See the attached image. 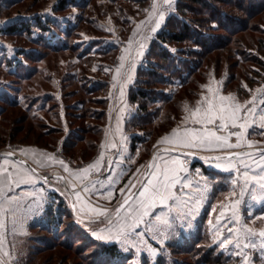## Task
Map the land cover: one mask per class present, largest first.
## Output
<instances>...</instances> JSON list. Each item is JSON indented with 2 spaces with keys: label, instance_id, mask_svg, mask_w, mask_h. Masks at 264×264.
<instances>
[{
  "label": "rangeland",
  "instance_id": "1",
  "mask_svg": "<svg viewBox=\"0 0 264 264\" xmlns=\"http://www.w3.org/2000/svg\"><path fill=\"white\" fill-rule=\"evenodd\" d=\"M69 3L74 7H69ZM152 3L153 0H0V45H11L19 50L14 53L16 59L13 60L12 53L0 46V88L3 89L0 91V151L27 152L32 157L33 153L37 157L46 154L47 158L54 156L77 168L86 167L107 124V97L112 94L118 100L123 99L126 86L134 84L140 67L148 64L149 59L166 63L164 52L155 44V39L165 28H178L186 17L191 26L210 36L218 48L204 52V48L189 40L165 44L168 49L178 51L172 52L175 56L172 68L160 72L165 80L153 85L174 98L160 104L156 118L139 129L145 136V142L140 146L143 166L150 161L151 150L166 143L160 142L162 137L172 129L184 126L186 109L195 107L202 96L211 97L204 85L218 89L223 95L233 93L241 101L259 95L256 90L264 87V0H209L211 8L218 9V18L214 15L211 18V9L201 11L200 6H190L193 9L186 10L188 14L184 18L178 10L179 0H175V11L166 13L157 34L147 30L149 22L145 9ZM49 9H53V14L48 13ZM70 16L74 18L58 19ZM13 17L16 19L12 23L4 25L5 20ZM37 20L45 23L47 29L38 27ZM141 21L146 23L137 28ZM21 22L31 24V30L7 31L9 25ZM137 32L141 35H136ZM140 43L145 45L143 57H137ZM121 63L124 65L121 72H130L131 80L126 76L116 77V69ZM184 65L193 71H190L191 80L180 85L188 76ZM142 78L152 79L145 72H142ZM156 107L158 104L152 109ZM99 113L104 114L102 118H96ZM249 138L264 142V136L259 134ZM258 146H264V143L253 147ZM243 150L247 148L232 151ZM194 151L216 154L199 149ZM192 159L202 163L206 176L218 173L212 180L215 187L207 193V202L193 227L168 245L163 264H177L176 261L194 264L202 253L196 256L194 252L182 250L192 240L194 249L214 247V255H218L223 264H237L238 257L230 254L235 249L221 250L212 239L213 225L217 223L221 207L224 206L221 224L231 216L233 197L229 192L233 186L229 173L210 168L199 156ZM62 168L42 169L41 173L49 175L52 183L65 191L64 181L55 179L62 175L71 182ZM55 170L61 175L53 176ZM143 171L141 167L137 176L128 175L121 187L129 182V178L143 179ZM232 177H235L234 172ZM64 197L72 209L70 195L65 193ZM260 210L261 206L257 204L253 212L258 215ZM237 211L240 221L236 227L245 222L257 230L264 227V218L250 219L245 207ZM67 214L63 224L54 231L32 225L26 239L17 242L14 249L9 248L11 255L19 256L20 264H124L126 258L133 261V257L125 253L126 258L107 262L100 255L101 245L113 243L97 239L75 219L76 216L67 217ZM228 226L231 225L225 226V234ZM10 236L8 233L7 237ZM145 256L138 254L134 264H141ZM256 264H261L259 259Z\"/></svg>",
  "mask_w": 264,
  "mask_h": 264
},
{
  "label": "snow or ice",
  "instance_id": "2",
  "mask_svg": "<svg viewBox=\"0 0 264 264\" xmlns=\"http://www.w3.org/2000/svg\"><path fill=\"white\" fill-rule=\"evenodd\" d=\"M174 3L175 0H153L151 7L145 9L148 14L146 21L149 22L148 33H158L165 22L166 13L175 11ZM68 6L74 7L71 3ZM48 13L53 14V9H49ZM73 18L70 16L58 19ZM15 19L13 17L3 23L8 25ZM146 21H141L137 28ZM136 35L141 34L137 32ZM0 46L7 48L12 53V59H16L14 53L19 50L13 49L11 45ZM144 47V43L138 45L137 57L145 55ZM171 51L175 53L178 50L173 48ZM124 59L122 56L121 61ZM123 67V63L117 67L116 77L126 76L131 80L130 72H121ZM7 86L11 87L10 84ZM204 87L208 88L211 97L202 96V100L195 107L186 109L188 114L183 118L184 126L172 129L160 141L189 151L177 155L169 154L167 157L154 155L146 166H141L144 168L143 179L134 181L129 178V182L119 188L122 201L114 208L89 206L85 212L83 207H77L76 202L71 204L78 222L84 224L93 236L107 243H115L124 253L133 257V261L126 258L124 264H134L135 257L141 253L146 254L141 264H161L168 253V245L193 227L207 202V193L215 187L212 180L218 175L212 173L205 176L200 168H189V157H195L197 152L194 150L197 149L216 153L201 156L200 159L210 168L229 173L233 186L229 192L233 197L231 216L224 224L220 223L224 212L222 206L221 214L216 217L217 223L213 225L214 243L221 250L235 249L230 254L238 257L237 264H256L257 259L264 264V227L257 230L246 222L236 227L240 221L237 211L240 207L246 208L247 215L252 220L264 218V147H253L264 142L249 138L256 134L264 136V87L256 90L259 95L243 101L233 93L223 95L218 89L213 90L208 85ZM0 91L3 89L0 88ZM117 132H120L119 127ZM126 144L127 137L121 134L120 141L111 143V147L117 150L115 159L106 160L105 154L101 152L92 163L75 170V179L81 183L80 190H77L75 182L70 184L76 201L81 199V191L90 192L97 184L105 188L102 195L112 198L114 186L120 183L121 175L126 171L124 164L133 160L131 155H124ZM241 148L250 150L232 151ZM176 151V148L170 150ZM12 155L13 153L7 154L8 157ZM33 157L37 166H41V160L35 153ZM48 159L55 161L56 157L49 156ZM59 163L71 176L72 173L64 161L59 160ZM102 168H107L111 174L105 176L101 172ZM116 168L120 171L115 172ZM193 171L196 173L195 177ZM93 172L104 176V179L90 178ZM139 172L140 168L137 169V173ZM55 179L64 181L65 191L54 185L49 175L38 173L25 160H0V264H8L5 256L9 257L11 264H20L19 256L12 257L10 252L2 251L7 234L17 235L29 218L42 214L47 206L56 203L55 194L65 195L69 187L68 179L63 176ZM40 181H43V186L37 187ZM22 186L31 188L22 189ZM257 204L261 206L258 215L253 212ZM82 212H85V216H81ZM88 213L92 215L88 216ZM208 223L211 225L212 221L209 220ZM91 224L105 226L93 229ZM229 224L231 226L226 228L225 234V226Z\"/></svg>",
  "mask_w": 264,
  "mask_h": 264
},
{
  "label": "trees",
  "instance_id": "3",
  "mask_svg": "<svg viewBox=\"0 0 264 264\" xmlns=\"http://www.w3.org/2000/svg\"><path fill=\"white\" fill-rule=\"evenodd\" d=\"M208 1L209 0H179L178 10L180 11V15L184 16L185 18L188 14L186 10L193 9L190 6H200L201 11L211 9V14H212L211 18L213 17V15L214 18H218V9L216 7H215L216 9L213 7L211 8V6L208 4ZM62 5H64V3ZM186 18L181 20V24L180 26H178V28L176 29L165 28L162 31H160L155 39V44L160 47V49L162 50L161 52H164L163 56L166 60V63L161 64L160 61L158 60L154 61L152 59H149L148 64H146L143 67H140L137 78L134 84L130 87V92H129L130 101L138 105L137 113L128 122V129L132 132H135L132 138V145L134 148L137 143L145 142L144 134L141 133L137 134L136 133L137 130L139 131V129L146 127L145 125L149 124L159 114V108L161 107V105L166 102H169L171 99L174 98L172 94L165 93L164 91H159L156 87L157 85H153L158 83L161 84L162 79L165 80V78L160 72L165 69L169 71V69L172 68L171 62L175 61V56L173 55L170 49L165 47L166 46L165 44H170L173 42L180 43L189 40L191 41L192 44L204 48L205 50L204 52H211L213 49L218 48V44H214L211 42L210 36H208L207 34L201 31H198L194 26H191L189 23V19ZM35 24L42 29H47L45 23L39 20H37ZM30 26L32 25L25 22L14 23L7 27V31L13 32L17 30H31ZM202 26L205 25L202 24ZM149 54L151 55V52ZM185 68L187 70L188 76L185 77L184 80H182L180 85H184L185 83H188L191 80L190 71L192 69H190V67L188 66H185ZM175 69L176 67H174V70ZM142 72H145L146 75L151 76L152 79L142 78ZM154 104H158V107H156L155 110L152 109ZM103 115H104L103 113L101 114L99 113V115L96 116V118L99 117L102 118ZM55 200L56 203L47 206L44 220L37 224L41 226L43 230L54 231L55 229L59 228L63 224V218H66V212H68L67 217H71L72 215L75 216L72 209L69 208L70 202L68 203V201L64 196L55 194ZM194 244L195 242H193L192 240L191 243H189V245L187 243V245L183 246L182 248V250L185 253L194 252L196 256L202 253V256L194 261V264L222 263L218 255H214L215 252L214 247H208L207 249L199 247L198 249H194L193 247ZM100 255L104 256L107 262L112 260H121L123 258H126L127 256L123 251H121L118 248V246L115 243L102 244ZM163 263H165V261L162 260L161 264ZM176 263L182 264L179 261H176Z\"/></svg>",
  "mask_w": 264,
  "mask_h": 264
},
{
  "label": "crops",
  "instance_id": "4",
  "mask_svg": "<svg viewBox=\"0 0 264 264\" xmlns=\"http://www.w3.org/2000/svg\"><path fill=\"white\" fill-rule=\"evenodd\" d=\"M120 85V84H119ZM130 86L131 83H129L126 86V94L123 97V99L118 100L116 96H113L112 94L110 96L107 97V99L109 100L108 102V112L105 114V118L107 119V124L105 125L104 129H103V133L100 136V139L98 140V147L96 149V152L92 154V158L89 159V161L87 162V165L92 163L94 160H96L99 156V154L101 152H103L105 154V159H115V153H116V149L111 147V143L113 141H120L121 140V134H123V136L127 137V144H126V151L124 153L125 156L131 155L133 157V160L131 162L125 163L124 164V168L126 169V171H124L121 175L120 178V183L115 185L113 188V195L111 199H108L106 194L102 195L101 193L105 192V188L101 187L99 184L96 185V187L90 191V192H83L81 191V199L79 201H76L75 196L72 194L71 188H70V184L72 183V181L76 182V185H79L81 187V183L79 180L75 179V170L76 169H82V168H77L75 166H73L71 163H67L64 162L65 165H67V167L69 168L70 172L72 173V175H69V172H67V176L69 175V178L71 179V182H69V193L65 192L66 194H69L71 199H73L76 203H77V207H83L85 209V212H87V209L89 208V206H98V207H108V208H114L117 206V204L119 202L122 201V197L121 194L119 192V188L121 187V185L124 182V179L128 176L131 175L130 177L133 176V174L135 173V175L137 176V169L140 168L143 165V163H145L144 161H140L141 155H142V151H141V143H137L135 148L132 145V138L135 134V132H132L128 129V122L130 121V119L136 114L137 112V108L138 105L135 103H132L130 101L129 98V94H128V90H130ZM115 93V92H114ZM113 107L114 110H111ZM117 127H119L120 132H117ZM137 134H140V131L136 132ZM97 142V141H96ZM160 147H167V148H176V149H180L178 148L176 145L174 144H170V143H163ZM155 147L151 150L150 153H153ZM159 149V148H158ZM187 150V149H186ZM95 151V150H94ZM13 153H17L19 155H21L22 157L26 158L28 161H30L35 167H37L40 172L42 171V169H50V168H62L63 166L59 163L58 160L55 161H51L47 158V155H42V156H38V158L41 160V166H37L36 163V159H34V157L30 156V155H25V153H18L17 151H13ZM169 154L171 155H177L180 154L178 152H166V151H162L159 152L157 155H163L164 157H167ZM42 157V158H41ZM5 158H8L9 161H13V160H17L14 157H8L7 155H4L0 158V160H3ZM191 158L194 157H189V160L191 161L189 164V168L190 169H195V168H200L201 169V173L203 175L204 174V166L202 165V163L198 162L195 163L197 161H193V159L191 160ZM196 159V158H195ZM86 165V166H87ZM43 167V168H42ZM62 170L64 171V168H62ZM115 172H119L120 169L116 168L114 169ZM101 172L104 173V175H108L111 174L108 172L107 168H102ZM60 174V172L58 171H53L52 175H56V174ZM42 174V173H40ZM62 176V175H61ZM193 176H196V173L193 171ZM206 176V175H205ZM56 177V176H55ZM99 177L100 179H104V176H101L98 173H91L90 174V178H97ZM63 181V180H62ZM70 181V180H69ZM107 184V181L105 180V185ZM43 186V181H40L37 184V187ZM24 188H31V186H22V189ZM81 188L77 187V190H80ZM47 208V207H46ZM73 213L74 210L72 209ZM45 211L40 214L37 215L35 217L29 218L23 226V230L21 232H19L17 235L13 236L11 234L10 237L6 236V239L4 240V246H3V252H10L9 248L14 249L15 247H13V245H17L19 241H23L26 239L31 226L32 225H36L39 223V221H43L44 220V216H45ZM85 212L81 213V216H85ZM75 214V213H74ZM91 213H88V216H91ZM76 216V215H75ZM114 218V217H113ZM76 219L78 220V218L76 217ZM87 219V218H86ZM105 225H97V224H91L90 227L94 229L97 227H104ZM15 245V246H16ZM11 253V252H10ZM12 256V255H11ZM14 256V255H13ZM12 256V257H13ZM4 259L6 261L11 262L9 260V257L5 256Z\"/></svg>",
  "mask_w": 264,
  "mask_h": 264
},
{
  "label": "water",
  "instance_id": "5",
  "mask_svg": "<svg viewBox=\"0 0 264 264\" xmlns=\"http://www.w3.org/2000/svg\"><path fill=\"white\" fill-rule=\"evenodd\" d=\"M258 147H264V146H258ZM171 149H173V148L160 147L159 149L154 150L153 153H152V156H151V159H150V160H152L153 156H154V155H157L159 152H162V151H165V150H169V151H170ZM247 150H249V149H247ZM186 151H189V150H186V149H177L176 152L181 153V152H186ZM8 153H10V152L0 151V158H1L2 156H4V155H7ZM196 156H197V157H198V156L201 157V156H204V154H198V153H197ZM12 157H14V158L17 159V160H25V161H27V163H28L32 168H36L37 172H38V173H41L40 170H39L37 167H35L30 161H28L26 158L22 157L21 155H19V154H17V153H13ZM72 202H75V201L72 199L71 204H72Z\"/></svg>",
  "mask_w": 264,
  "mask_h": 264
}]
</instances>
